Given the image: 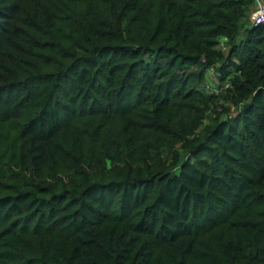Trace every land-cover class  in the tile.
Masks as SVG:
<instances>
[{"label": "trees", "instance_id": "trees-1", "mask_svg": "<svg viewBox=\"0 0 264 264\" xmlns=\"http://www.w3.org/2000/svg\"><path fill=\"white\" fill-rule=\"evenodd\" d=\"M256 7L0 0V264H264Z\"/></svg>", "mask_w": 264, "mask_h": 264}, {"label": "built area", "instance_id": "built-area-1", "mask_svg": "<svg viewBox=\"0 0 264 264\" xmlns=\"http://www.w3.org/2000/svg\"><path fill=\"white\" fill-rule=\"evenodd\" d=\"M251 19L254 23H264V5L259 0H257V7L251 14Z\"/></svg>", "mask_w": 264, "mask_h": 264}, {"label": "water", "instance_id": "water-1", "mask_svg": "<svg viewBox=\"0 0 264 264\" xmlns=\"http://www.w3.org/2000/svg\"><path fill=\"white\" fill-rule=\"evenodd\" d=\"M264 5V0H259Z\"/></svg>", "mask_w": 264, "mask_h": 264}, {"label": "rangeland", "instance_id": "rangeland-1", "mask_svg": "<svg viewBox=\"0 0 264 264\" xmlns=\"http://www.w3.org/2000/svg\"><path fill=\"white\" fill-rule=\"evenodd\" d=\"M211 78V77H210Z\"/></svg>", "mask_w": 264, "mask_h": 264}]
</instances>
